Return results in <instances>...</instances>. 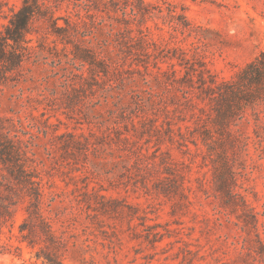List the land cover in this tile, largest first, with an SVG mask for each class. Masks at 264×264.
<instances>
[{
  "label": "rangeland",
  "instance_id": "374dc122",
  "mask_svg": "<svg viewBox=\"0 0 264 264\" xmlns=\"http://www.w3.org/2000/svg\"><path fill=\"white\" fill-rule=\"evenodd\" d=\"M22 3L0 0V28ZM51 4L54 17L48 13L37 18L30 35L39 63L31 58L21 72L0 78L3 129L26 149L20 121L36 122L48 131L44 141L55 147L46 169H39L43 177L39 217L30 216L31 199L24 189L0 185V264H264V115L256 144L244 149L227 146L228 166L235 173L230 182L233 197L226 195L218 175L227 168L225 162L213 163L201 142V148L189 142L191 151H187L168 139L158 143L154 136L146 145L152 153L160 149L159 156L165 152L169 171L164 164H144L143 169L133 168L131 176L124 164L113 162L118 154H107L111 151L107 146L105 169L112 172H98L83 152L61 146L70 138L61 134L94 138L91 134H100L105 126L88 118L89 91L79 92L76 102L67 107L74 96L71 85L81 83L79 70L55 68L54 74L67 73L68 80L61 78V91L51 93L58 57L46 43L47 38L57 39L62 46V39H70L69 47L74 42L102 50L106 45L101 39L113 29L118 40L112 46L121 51L127 49L130 34L147 27L154 42L169 40L171 33L185 46L199 42L208 67L229 78L264 50V0H121L118 8L110 0H52ZM132 4L139 14L130 21L122 8ZM93 35L99 42L90 40ZM123 59L128 67L131 59ZM31 74L36 82L28 78ZM23 88L33 96L18 105L11 96ZM169 93L162 94L167 98ZM159 113L160 123L165 117ZM178 115L175 128L177 122L190 123L186 110ZM249 118L251 123L243 128L255 136L254 118L251 114ZM86 163L91 171H86ZM158 182L166 185V192L155 188Z\"/></svg>",
  "mask_w": 264,
  "mask_h": 264
},
{
  "label": "trees",
  "instance_id": "16d2710c",
  "mask_svg": "<svg viewBox=\"0 0 264 264\" xmlns=\"http://www.w3.org/2000/svg\"><path fill=\"white\" fill-rule=\"evenodd\" d=\"M51 1L23 0L20 7L12 9L8 22L0 28V78L21 72L31 58L39 63L38 48L32 43L33 37L30 35L34 32L33 23L37 18L48 13L51 18L54 17ZM120 1L110 0L116 5L115 8H118ZM122 9L124 18L130 21L139 14L134 4ZM128 28L132 30L130 25ZM148 31L147 27L139 28L137 34H130L125 41L128 43L127 49L121 48V51L112 46L118 40L117 35L114 38L113 29L101 39L106 45L102 50L74 42L73 47H69L70 39H62V46H59L57 39H46L47 46L58 57V64L52 69L54 88L51 93L56 95L61 91V78L68 80L67 73L62 76H58V72L54 74L55 68L68 72L79 70L81 83L80 86L71 85L74 96L67 101V107L76 102L79 92L87 94L89 91L88 118L92 123L105 126L100 134H91L94 138L84 136L83 139L71 132L61 134L70 137L61 146L67 151L83 152L98 172H112L105 169L107 154L117 153L118 157L113 162L124 164L131 176L135 172L133 168L143 169L144 164H164L165 172L169 171L170 162L165 152L161 151L159 156L157 151L160 149L152 153L146 145L154 136L158 143L168 139L185 146L187 151H191L189 142L200 148L201 142L213 163L225 162L227 168L218 175L226 195L233 197L235 194L230 182L234 180L235 173L228 166L227 146L244 149L259 140L257 127L262 126L264 115V50L227 78L208 67L206 53L199 42L192 41L185 46L180 43L183 39L171 33L169 40L158 43L150 38ZM58 32L61 31L54 27V33L59 35ZM63 36L67 38L68 35ZM90 40L94 42L99 39L93 35ZM151 43L155 45L154 49H151ZM124 56L131 59L128 67L123 61ZM165 62L166 67L162 65ZM28 70L32 71V68L28 67ZM28 78L36 82L35 75L31 74ZM166 91L170 92L167 98L162 94ZM32 96L23 88L21 93H13L11 100L22 105ZM184 110L189 114L190 123L177 122L175 128V116H180L178 113ZM149 111L152 115H149ZM159 112H163L165 117L160 123ZM249 114L254 118L255 136L243 128L245 123H251ZM136 118L139 119L136 121ZM20 123L26 135L22 138L26 149L15 142L14 135L4 130L0 121V185L11 187L9 190H12V184L24 189L31 199L30 216L39 217L43 196L40 171L46 169L55 147L44 141L48 131L36 122ZM233 125L237 128L233 129ZM107 146L111 151H107ZM88 151L93 154L92 158ZM84 167L86 171H91L87 163ZM155 188L167 191L166 185L159 182ZM1 205L9 210L4 202ZM87 207H91V204ZM50 237H55L53 232Z\"/></svg>",
  "mask_w": 264,
  "mask_h": 264
}]
</instances>
